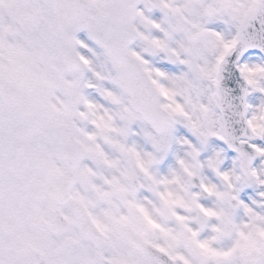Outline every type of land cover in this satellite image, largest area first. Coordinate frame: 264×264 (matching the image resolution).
Listing matches in <instances>:
<instances>
[{"label": "snow or ice", "instance_id": "snow-or-ice-1", "mask_svg": "<svg viewBox=\"0 0 264 264\" xmlns=\"http://www.w3.org/2000/svg\"><path fill=\"white\" fill-rule=\"evenodd\" d=\"M0 264H264V0H0Z\"/></svg>", "mask_w": 264, "mask_h": 264}]
</instances>
